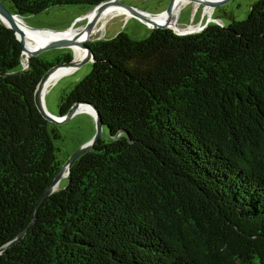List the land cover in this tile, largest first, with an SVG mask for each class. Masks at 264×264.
<instances>
[{
	"label": "trees",
	"instance_id": "1",
	"mask_svg": "<svg viewBox=\"0 0 264 264\" xmlns=\"http://www.w3.org/2000/svg\"><path fill=\"white\" fill-rule=\"evenodd\" d=\"M2 1L24 17L105 0ZM89 46L92 70L59 111L93 104L109 137L36 214L64 162L35 92L72 56L23 71L0 19V264H264V0L227 27Z\"/></svg>",
	"mask_w": 264,
	"mask_h": 264
},
{
	"label": "rangeland",
	"instance_id": "2",
	"mask_svg": "<svg viewBox=\"0 0 264 264\" xmlns=\"http://www.w3.org/2000/svg\"><path fill=\"white\" fill-rule=\"evenodd\" d=\"M121 1L126 6L140 13L157 16L159 14L161 15L165 9L168 11L173 0ZM205 1L206 0H186L182 3L178 14L176 13L177 27L174 29L179 33L187 31L195 34L202 32L209 24L227 27L233 22L245 20L252 6L259 0H223L219 2L215 9L207 6L204 3ZM89 10V7L83 5L59 6L50 8L36 15L24 16L22 20L29 28L61 32L66 30ZM128 12L130 11L128 10ZM86 23L87 20L81 22L78 27L73 30L78 29L80 31L85 27ZM99 28L100 31L98 32V36L91 42L110 40L121 32H124L133 40L140 41L148 39L152 32L150 28L142 24L136 15L131 14V12H115L111 14L110 17L108 16L105 21L101 22ZM30 41L38 43L31 39ZM66 54H70L72 60H75L76 55L74 51L69 48L48 50L41 53L39 56L42 59L53 61ZM23 64L24 66L27 65L26 59H23ZM70 70L71 71L68 73L63 74L57 80L53 81L50 86L45 89L44 102L47 113L50 116H59L62 97L68 95L72 89L91 72L92 63H78ZM49 127L56 129L60 136V139L55 141V145L57 148V157L61 162H66L83 146L90 143L97 132L94 116L89 111H80L62 124L49 122ZM104 132H107L106 128H104ZM101 139L106 140V137L104 136ZM67 184L68 179L63 178L56 187V190L64 189Z\"/></svg>",
	"mask_w": 264,
	"mask_h": 264
},
{
	"label": "water",
	"instance_id": "3",
	"mask_svg": "<svg viewBox=\"0 0 264 264\" xmlns=\"http://www.w3.org/2000/svg\"><path fill=\"white\" fill-rule=\"evenodd\" d=\"M172 1V0H171ZM111 4H119L122 7H126V8H130L128 6H126L125 4L122 3L121 0H105L103 2H101L100 4H97L93 7L90 8V10L84 14L83 16H81L78 20H76L71 26H69L66 30L61 31V32H55L59 35H62L63 33H66L68 31H71L73 29H76L78 27V25L83 22L86 21L88 16H90L91 14H99L101 12V10L106 7L107 5H111ZM218 3L215 4H211V7L213 9H215V7H217ZM133 11V14L136 15V17L138 18V20L146 25L148 28H150L152 31L154 30H158V29H170L172 30L175 34L177 35H188V34H192L190 33H178L175 29L169 28V27H160V26H152L150 25L146 20H144L141 16H140V12L130 8ZM167 9H165V11L163 13L166 12ZM162 13V14H163ZM160 15V14H159ZM152 16H156V15H152ZM19 18L22 20V17L17 16L15 14H13L3 3L2 0H0V19L1 21L4 23V25L6 27H8L9 29H12L15 34L17 39L20 41L22 47H23V59L27 60V64L28 66H24L23 67V71L26 70L29 65H30V59L31 58H35L38 57L41 53L48 51V50H52V49H62V48H69L72 49V46L75 45L74 41L71 40H62L60 38L47 42L46 44H44L43 46L35 49V50H28L27 46H26V40H25V34H24V30L18 25L16 19ZM24 23V22H23ZM26 26V25H25ZM28 29L33 30V31H51V30H46V29H33V28H29L28 26H26ZM17 32L21 33V36L19 37ZM54 32V31H52ZM82 46V48L84 50L87 51V56L84 60H82L79 63H88L94 62V55L92 52L91 47L89 46V42H84L80 44ZM73 50V49H72ZM74 51V50H73ZM75 53V52H74ZM24 54H27V56L25 57ZM78 64L76 62V58L75 60H72L70 62H66V63H60V64H56L55 66H53L52 68H50L45 75L43 76V78L41 79V81L39 82L36 92H35V103L36 106L39 110V112L42 114V116L49 122H52L54 124H62L66 121H68L69 119H71L76 113L80 112L79 109L81 107H86V108H91L95 114H93L91 111L89 110H85L86 112H90L92 113V115L94 116L95 122H96V126H97V132L96 135L94 137V139L86 144L85 146H83L79 151H77L75 154H73L66 162H64V164L62 165V167L60 168L59 172L57 173V175L55 176L52 185L44 192V194L42 195V197L39 199V202L37 204V208H36V214L40 208V206L42 205V203L49 198L54 192H56V187L58 186L59 182L63 179V178H68L69 174H70V169L73 166V164L75 163V161L80 158L82 155H84L87 152H90L93 150V146L97 143V141L99 139H101L102 137H109L105 132H104V124L100 115L99 110L93 105V104H89V103H85V102H79L74 104L71 109L69 110V112L65 115V116H61L59 114V116H50L47 113L46 110V106H45V102H44V91H45V84L47 82V80L50 78V76L52 74H54L59 68L61 67H69V66H74ZM27 229L24 230L19 236L18 238L13 241L10 246L16 244L26 233ZM5 249V248H4Z\"/></svg>",
	"mask_w": 264,
	"mask_h": 264
},
{
	"label": "bare ground",
	"instance_id": "4",
	"mask_svg": "<svg viewBox=\"0 0 264 264\" xmlns=\"http://www.w3.org/2000/svg\"><path fill=\"white\" fill-rule=\"evenodd\" d=\"M185 1L186 0H173L168 11H166L165 13H163L161 15L151 16V15H145L143 13H139V14L144 20H146L152 26L169 27V28L174 29L175 27H177L176 26V23H177L176 13L178 14L179 9L181 7V4L184 3ZM220 1H223V0H213V1H207L206 0L204 3L207 6L211 7V4H215V3H218ZM127 9L131 12V14H133V11L130 8L122 7L119 4L107 5L106 7H104L101 10V12L99 14L96 15L93 13L90 16H88L87 23H86L85 27L82 28L80 31L78 29L73 30V31L71 30L72 32L68 31L66 33H63L62 35H59V34L52 32V31H33V30L28 29L25 26V24L21 21V19L17 18L16 21H17L18 25L24 30L26 46H27L28 50H35V49L43 46L47 42L56 40L58 38H60L62 40H71V41L75 42V45L72 46V49L74 50L75 55H76V62L79 63L80 61L84 60L87 56V51L84 50L80 44L84 43V42L94 41L95 37L98 36V32L100 31L99 24L101 22L105 21V19L108 16L110 17V15L114 14L115 12L130 13V12H128ZM181 33H190V32L183 31ZM17 34L19 37L21 36V33L17 32ZM30 39L35 41V42H38V43H33L30 41ZM24 56L26 57L27 54H24ZM75 66L76 65L59 68L47 80V82L45 84V89H47L50 86V84L53 81L57 80L60 76L71 71L70 69H73V67H75ZM45 91H44V93H45ZM43 97H44V95H43ZM85 110H89L93 114H95V112L91 108L81 107L79 109V111H85Z\"/></svg>",
	"mask_w": 264,
	"mask_h": 264
},
{
	"label": "flooded vegetation",
	"instance_id": "5",
	"mask_svg": "<svg viewBox=\"0 0 264 264\" xmlns=\"http://www.w3.org/2000/svg\"><path fill=\"white\" fill-rule=\"evenodd\" d=\"M90 43V42H89Z\"/></svg>",
	"mask_w": 264,
	"mask_h": 264
}]
</instances>
